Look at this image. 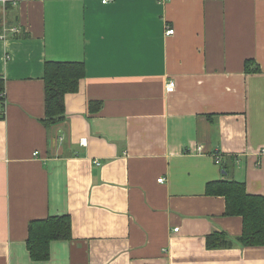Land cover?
Returning a JSON list of instances; mask_svg holds the SVG:
<instances>
[{"label":"crops","instance_id":"obj_1","mask_svg":"<svg viewBox=\"0 0 264 264\" xmlns=\"http://www.w3.org/2000/svg\"><path fill=\"white\" fill-rule=\"evenodd\" d=\"M2 35L0 264H264L206 194L225 169L264 197V0H0ZM46 62L84 69L49 130ZM62 216L32 261L29 222Z\"/></svg>","mask_w":264,"mask_h":264},{"label":"trees","instance_id":"obj_2","mask_svg":"<svg viewBox=\"0 0 264 264\" xmlns=\"http://www.w3.org/2000/svg\"><path fill=\"white\" fill-rule=\"evenodd\" d=\"M251 62L245 63L247 72H256ZM84 75L80 63L46 62L44 69L45 118L42 123L48 130L64 119V98L78 89V83ZM4 90L0 86V120L4 118ZM223 178L208 184L206 194L221 196L225 199L226 216H238L243 221L242 235L235 241L242 246H264V197L246 193L245 184L231 179L222 169ZM69 217H48L44 220L31 221L28 224L26 250L32 261L43 262L49 258L50 243L71 239ZM208 249L230 248L233 245L223 232H214L207 237Z\"/></svg>","mask_w":264,"mask_h":264},{"label":"built area","instance_id":"obj_3","mask_svg":"<svg viewBox=\"0 0 264 264\" xmlns=\"http://www.w3.org/2000/svg\"><path fill=\"white\" fill-rule=\"evenodd\" d=\"M4 1V3L5 2H18V1H21V0H3ZM163 1V0H162ZM109 2V0H102V4H105V3H108ZM13 32H15V30L13 31ZM173 30H171V29H168L167 31H166V34L167 35H172L173 34ZM4 35H2V36H0V39H4ZM174 86H175V84H174V82H169L168 83V85L166 86V91L167 92H170L173 88H174ZM81 144H84L85 143V140H82L81 142H80ZM214 162L217 164V165H220V163H221V161H220V156L216 153V154H214ZM159 183H161L162 181H163V179H158L157 180ZM178 230L177 229H175V232H177Z\"/></svg>","mask_w":264,"mask_h":264}]
</instances>
